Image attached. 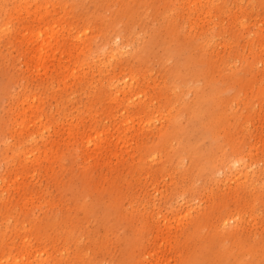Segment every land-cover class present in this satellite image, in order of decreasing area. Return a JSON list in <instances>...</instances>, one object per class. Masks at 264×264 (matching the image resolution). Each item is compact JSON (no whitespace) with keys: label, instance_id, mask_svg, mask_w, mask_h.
<instances>
[{"label":"rangeland","instance_id":"obj_1","mask_svg":"<svg viewBox=\"0 0 264 264\" xmlns=\"http://www.w3.org/2000/svg\"><path fill=\"white\" fill-rule=\"evenodd\" d=\"M185 4L0 0V264H264V70L250 68L264 52L246 40L264 0H220L208 47ZM127 26L138 38L124 48ZM167 27L212 79L240 56L242 97L207 144L184 111L188 84H205L165 48ZM234 150L253 177L210 178Z\"/></svg>","mask_w":264,"mask_h":264},{"label":"bare ground","instance_id":"obj_2","mask_svg":"<svg viewBox=\"0 0 264 264\" xmlns=\"http://www.w3.org/2000/svg\"><path fill=\"white\" fill-rule=\"evenodd\" d=\"M186 1L188 10H193V13H196L195 20L191 19V23L202 25L200 27H207V29H211L207 33L206 43L205 45L208 46H215L218 44L217 40H213V26L211 25V21H213L212 10L218 8V6H221L220 0H184ZM239 1V0H238ZM207 7V8H206ZM222 13H224L225 9L222 7ZM262 23V25L257 26L256 30H252L251 32H248L246 35V40H248V43L251 45L257 44L256 48H249L251 53L257 54V53H263L264 48H262V43L264 39V17L260 18L258 20ZM242 23V22H241ZM243 25V23L241 24ZM194 26H191L190 31L201 30L204 29H198L194 28ZM243 28V26H242ZM206 29V30H207ZM166 33L168 35V46L165 47L166 49L173 48L176 50L178 54L181 56L188 52V56L186 57V60L188 62V69L189 72L187 74V77L190 81L196 82V81H202L205 84V88L203 90H200L197 87L189 86L188 89L189 92H192L194 95V100L191 102V104L187 105L185 108V112L189 115L196 116L199 119L198 127H202L200 133L202 134L201 137H203L204 142L207 144L208 139L212 138L213 140L217 139V136H219L218 130L221 129V125L217 126V121L221 122L222 118L226 115L227 110L232 107V102L240 101L239 98L242 87L235 88L231 86L232 81L236 80V71L238 69V64L242 66L240 61V56L237 55L233 58V66L232 69H234V76L232 77H225V78H219V79H212L211 76V62H209V59L204 58L201 53L196 51L195 45L191 42L187 43H177L178 36L177 33L174 35V32L172 29L166 28ZM162 35L163 34H157L156 36H153L150 38V47L149 51L154 52L155 49L161 47L162 45ZM164 32V37H165ZM249 35H252L250 37ZM120 47H129L132 45V40L138 38V34L135 32V30L131 26H127L124 30V35H120ZM223 48L227 47V42L224 41L223 45L221 46ZM255 49H259V52H256ZM255 61V60H254ZM260 62L258 66L250 65V68H259L261 67L264 70V58L260 59L259 61L250 63L254 64ZM189 81V82H190ZM254 81H256L254 79ZM237 83V82H236ZM238 85V83H237ZM129 86V85H128ZM127 85L125 84L123 89H120V91H124ZM232 92L230 95H226L225 93ZM223 95H226L223 97ZM262 97H264V94H261ZM243 98H246V96L243 95ZM238 103V102H237ZM202 118H205V120H202ZM208 136V137H205ZM236 154V155H235ZM235 155V156H234ZM244 155L240 156L238 155L237 151H226V154H221L217 159L219 163L222 165V173L226 172L223 177V180H220L218 172H215V168L209 167L208 175L210 178L216 179L218 182L222 183V181L228 180L231 176L232 177H239V178H252L255 171L253 168L248 169L251 167V163L245 164L244 161ZM234 170V171H233ZM230 173V174H228Z\"/></svg>","mask_w":264,"mask_h":264}]
</instances>
